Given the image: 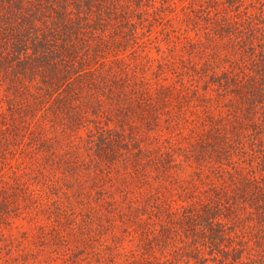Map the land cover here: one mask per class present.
Instances as JSON below:
<instances>
[{"label":"trees","instance_id":"16d2710c","mask_svg":"<svg viewBox=\"0 0 264 264\" xmlns=\"http://www.w3.org/2000/svg\"><path fill=\"white\" fill-rule=\"evenodd\" d=\"M1 174L55 264H264V0H0Z\"/></svg>","mask_w":264,"mask_h":264},{"label":"rangeland","instance_id":"374dc122","mask_svg":"<svg viewBox=\"0 0 264 264\" xmlns=\"http://www.w3.org/2000/svg\"><path fill=\"white\" fill-rule=\"evenodd\" d=\"M7 165L8 164H5L4 168ZM0 178H6V174H1ZM4 221L5 222L2 221V224L0 225V264H5V262H8L7 264H17L20 247L17 249L16 246H13L10 239H13V241L17 243L18 237L22 240L20 245L26 247L27 255H32L29 254L31 250L34 251V253L36 251V261L40 258L41 260L43 259L44 262H51L52 264H55L58 257L60 258V255L56 251V248L59 246L50 243L47 239L48 236L46 237L45 235H40L37 220H23L21 214L18 215L17 213L8 216V219H5ZM21 223L25 225L21 226ZM23 229L24 231L21 232ZM120 235L124 237L123 244L120 247L121 250H124L128 248L129 243L127 242V238L124 234ZM106 236H108L107 232H104L102 236L101 231L93 232L91 237L94 238V240L89 243L92 244L90 245V248L92 247L94 250H100L101 253V240H104ZM124 245L126 247H123ZM85 255V253H80V258L78 259H74V256H71L68 260L70 262L69 264H87V257H85ZM48 256H50L53 260H48ZM54 257L57 258L55 259ZM30 262H34L33 257H30L26 264H30Z\"/></svg>","mask_w":264,"mask_h":264}]
</instances>
